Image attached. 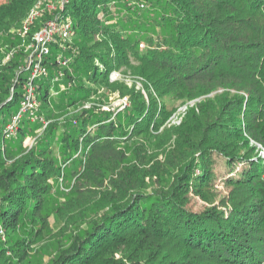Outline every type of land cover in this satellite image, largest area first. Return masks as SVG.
I'll return each mask as SVG.
<instances>
[{
  "label": "trees",
  "instance_id": "16d2710c",
  "mask_svg": "<svg viewBox=\"0 0 264 264\" xmlns=\"http://www.w3.org/2000/svg\"><path fill=\"white\" fill-rule=\"evenodd\" d=\"M35 1L0 0V60L18 47L0 65V264H264V159L249 148L264 147V0H68L43 19L73 40L54 36L32 75L42 24L2 32ZM131 60L162 96L224 92L162 135L173 109L134 89L117 111L70 110L108 101L98 85ZM157 147L165 159H148Z\"/></svg>",
  "mask_w": 264,
  "mask_h": 264
},
{
  "label": "rangeland",
  "instance_id": "374dc122",
  "mask_svg": "<svg viewBox=\"0 0 264 264\" xmlns=\"http://www.w3.org/2000/svg\"><path fill=\"white\" fill-rule=\"evenodd\" d=\"M43 1V3L38 7V3ZM68 0H36L33 5L30 7L28 13L26 14V16L21 19L20 21L16 22V23H11L9 24L10 26H8V29L3 31L2 33H5L6 35L8 33L11 34H18L20 35L22 38L24 37H29L30 34L29 32L32 30L33 26L37 25L38 22L41 23L42 27H45L46 25H48L49 21L44 20L43 18L45 17V13L49 12L50 14H52L53 12L61 9L64 5V3H67ZM44 23V24H43ZM55 25H57L55 23ZM41 27V28H42ZM40 30V29H39ZM39 33V31L37 33H35L31 39L32 42L31 44L28 46V48H30L29 51V56L27 57L28 60V66L27 67H33L32 70V75H36V74H40V72L42 71V67L39 66L40 68L36 67V64L40 63L41 58L42 57V49L43 46L41 45V43L39 42V39L37 38V34ZM57 36V34L55 35ZM73 38L72 36L69 37L67 39V43L68 42H72ZM56 41V38H54L53 40L50 38L48 40V44H50L51 42ZM143 47H145V45H143ZM18 49V47H11V49L7 52V55L4 59L0 60V65H6L7 62L10 60V58H12L14 56V52ZM0 52H4V45H0ZM59 64H62L61 62H58ZM131 66H120L118 69H115L112 71V73L109 76V80L111 81V83L113 82L114 86H112V88L110 89H106L105 86L103 85H98L99 89H98V93L99 94H104L107 96L108 101L105 100H95V101H99L98 103L96 102H86L84 103L83 107L80 109H74L71 108V111L74 112H78L82 109H89L92 107H95L96 109H103L105 111H117L120 109H123L124 107H127V105L130 104V95L128 92L127 93H123V89H120L119 87H124L128 88V89H134L137 92L143 93L144 96L146 97L147 101L150 102L152 96H154V98L156 99V101L158 102V106L166 104L170 107V110L173 109L174 113L172 114L168 124H166L164 127H162L158 132H161L160 135H162L163 131L166 128H171V126L173 125H180L182 123V119L184 117V114L182 112H180V108L185 106V104H189V106L193 107L194 109H196V115L193 119H202L205 120L206 119V115L211 113V106H205V104L201 107L200 102L202 103V101L210 98V99H214L217 95L222 94L224 92L223 89H216L213 90V93L208 94V95H204L202 97H199L198 99H196L195 101H187V99L185 100H177L174 97H171L170 95H160V93H158L157 91H155L154 86L147 80L144 78L143 75H140V73L138 72V65L136 64V62L134 60H131ZM44 72V71H43ZM34 77V76H33ZM29 85H28V95H30L29 93L33 92L34 94V89L35 85L32 84V82L28 81ZM91 87L97 88L98 86H95L94 84H90ZM150 90V92H148ZM31 91V92H30ZM33 104H35V100L31 101ZM186 102V103H185ZM200 104V105H199ZM216 107L217 103L215 104ZM27 107H31V104L29 103V101H27L26 103ZM208 108V109H207ZM217 109V108H216ZM23 112L24 109H22ZM20 115V114H19ZM64 119L63 117L60 118L59 120ZM53 121H46L45 124H50ZM201 123V120H200ZM9 130H7V133H16V130L18 129L17 125H15V123L12 126H8ZM9 131V132H8ZM41 131L38 132L37 136H30L27 137L26 141H25V145L32 147L35 145L36 141H37V137H40L41 135ZM168 136H171V134L173 135V129H171L170 132H167ZM166 135H164V138L168 137ZM249 148H252V150H254V155L259 154V158H263L264 159V147H262L260 144H256L254 142H252L249 145ZM153 150V151H151ZM148 152V159L153 160V161H158V160H162L165 159V157L167 156L168 152H167V148L166 147H162V148H150L147 150ZM256 158V157H254ZM256 158V159H259ZM219 168H218V173L217 174V181H216V187L219 191L220 194L228 196L229 195V187H227V185L225 184V182H223V179H225L226 177H229V170L228 168H226L227 166L225 165V163L223 162V159H219ZM237 170H239V167L237 168ZM221 173V175H220ZM235 172H232L231 175H234ZM150 190H152L150 188ZM199 200V204H201L202 202ZM54 223V218L51 217L50 218V226H52ZM55 234L57 233V228L54 229L53 231ZM61 234V233H60ZM2 239H5L6 236L1 237ZM49 238V237H48Z\"/></svg>",
  "mask_w": 264,
  "mask_h": 264
},
{
  "label": "built area",
  "instance_id": "2783aa9c",
  "mask_svg": "<svg viewBox=\"0 0 264 264\" xmlns=\"http://www.w3.org/2000/svg\"><path fill=\"white\" fill-rule=\"evenodd\" d=\"M42 3H43V1L39 2L38 6L36 8H38ZM56 34L58 36H60L61 38L67 40L71 36V24L67 23L66 25H62V24L55 25V22H50L49 21L48 25H46L45 27L40 28L39 33L37 34V38L39 39V42L43 46V49H42V52H41L42 53V57L44 56L45 53L48 52V50H47V46L49 45L48 44V40L50 38L53 40L54 36ZM61 63L64 64L65 62L61 61ZM36 67L40 68L39 66H36ZM42 71L45 72V68H42ZM29 94L30 95H27L26 103H27V101H29V103L32 106L33 103L31 102L32 101L31 100V95H33V92H31ZM26 103H24L25 107H26ZM187 108H188V104H185V106L181 107L179 110H180V112H182L184 114L185 111L187 110ZM23 109L25 110V108H23ZM0 235H2V237L6 236L5 227H3L1 222H0Z\"/></svg>",
  "mask_w": 264,
  "mask_h": 264
},
{
  "label": "clouds",
  "instance_id": "9594fccd",
  "mask_svg": "<svg viewBox=\"0 0 264 264\" xmlns=\"http://www.w3.org/2000/svg\"><path fill=\"white\" fill-rule=\"evenodd\" d=\"M192 101H195V100H192ZM191 102V101H190ZM189 105V104H188Z\"/></svg>",
  "mask_w": 264,
  "mask_h": 264
}]
</instances>
